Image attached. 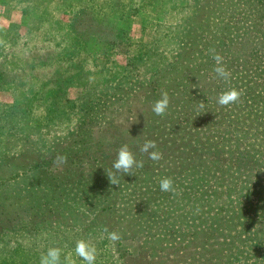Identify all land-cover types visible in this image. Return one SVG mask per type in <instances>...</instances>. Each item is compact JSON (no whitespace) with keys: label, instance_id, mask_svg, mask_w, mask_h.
Instances as JSON below:
<instances>
[{"label":"trees","instance_id":"1","mask_svg":"<svg viewBox=\"0 0 264 264\" xmlns=\"http://www.w3.org/2000/svg\"><path fill=\"white\" fill-rule=\"evenodd\" d=\"M183 9L167 57L157 55L141 74L128 63L131 71L124 82L88 88L73 114L76 125L53 135L42 145L44 154L31 157V174L43 177L39 190L24 197L25 211L49 213L45 207L55 196L69 208L71 219L111 211L112 222H101L100 229L122 238L131 227L130 237L137 234L131 254L145 257L142 264H178L201 257L197 248L205 249L197 264H264V0H185ZM91 12L83 8L69 17L70 23L39 17L35 29L47 28L42 41H57L41 49L47 51L44 57L66 64L77 58L85 40L75 21L88 16L99 23ZM118 37L111 47L126 42L133 48V41L118 42ZM212 49L224 57L231 72L227 81L213 71ZM40 61L32 68H42ZM232 88L241 92L239 101L219 105L218 96ZM162 91L170 103L161 117L152 106ZM201 101L203 109L198 108ZM146 140L155 141L154 150L163 154L160 161L140 152ZM125 144L144 161L143 168H133L134 175L113 168ZM59 156L67 162L57 163ZM9 163L2 160L0 165ZM107 173L115 175L118 185L110 184ZM165 177L174 181L175 193L160 190ZM178 179L185 180L183 187ZM1 194L9 200L8 191ZM116 196L124 200L120 208L112 201ZM161 203L174 214L167 224L156 218ZM3 216L1 210L0 230L16 232Z\"/></svg>","mask_w":264,"mask_h":264},{"label":"rangeland","instance_id":"2","mask_svg":"<svg viewBox=\"0 0 264 264\" xmlns=\"http://www.w3.org/2000/svg\"><path fill=\"white\" fill-rule=\"evenodd\" d=\"M184 3L185 0H0V162H12L0 165V188L4 190L0 192V211L4 210L3 222L15 224L17 229L14 233L0 230V264H40L41 254L49 247L62 250L61 264H66L64 258L69 253L75 264H86L74 251L80 239L95 245V264L145 261L137 251L131 254L137 236L130 237L131 227H126L128 237L122 236L114 243L100 229L101 222L107 225L112 222L111 211L108 216L89 211L88 218L71 219L66 216L71 214L69 208H64L55 196L45 207L49 213L35 214L32 210L28 214L24 197L31 198L30 193L39 190L43 177L39 173L32 175L28 165L36 153L44 154L42 145L49 138L76 125L73 114L88 88L124 82L131 71L128 63L141 74L154 62V57L162 52L168 56L166 47L172 44L170 38L184 14ZM64 8L71 13H63ZM83 8L91 14L93 10L99 23L88 16L76 19V30L84 37L81 41L85 40L81 42L82 53L67 64L57 63L59 59L55 57H44L47 51L41 49L52 48L57 41H42L47 40L43 37L47 28L39 25L35 29L38 18L45 15L70 23L69 17ZM115 36H119L118 42L130 39L133 48L128 49L126 42L111 47ZM40 60L44 62L42 68H32ZM67 67L69 80L64 73ZM177 182L183 187L185 180ZM5 191L10 194L9 200L2 199L1 193ZM112 201L116 202L115 208H120L124 200L116 196ZM28 204L34 207L37 202ZM156 207L161 214L156 218H165V224L174 218L168 205L161 203ZM14 208H20L19 212L13 211ZM204 251L197 248L201 257H186V261L178 264L202 262ZM164 252L168 254L170 250Z\"/></svg>","mask_w":264,"mask_h":264},{"label":"clouds","instance_id":"3","mask_svg":"<svg viewBox=\"0 0 264 264\" xmlns=\"http://www.w3.org/2000/svg\"><path fill=\"white\" fill-rule=\"evenodd\" d=\"M212 52V58L215 61V66L213 71L216 73V76L227 81L231 77L230 70L227 69L226 65L223 63L224 57L219 53H216L214 49L210 50ZM241 92L236 88L229 89L225 92H222L217 99V103L221 106H229L239 101ZM170 103L169 95L166 91H162L161 98L157 100L153 106L152 111L157 116H164L168 109ZM204 102L201 101L198 105L199 109L204 108ZM150 149H153L150 151ZM156 149V143L152 140H146L144 144L140 147V152L146 153L148 158L152 161H160L163 158V154ZM57 163H66V156L57 157ZM144 161L137 160L129 149L128 145H122L118 152L116 159L113 162V168L116 172H121L125 175H134L133 168H143ZM110 184L118 185V180L115 175L112 173H107ZM160 190L162 192L175 193L176 189L174 187V181L170 177L162 178L160 181ZM107 233V239L111 242L118 241L121 237L120 234L116 231H109L107 228L104 229ZM75 255L80 257L86 262V264H95L97 257V249L94 244L80 239L76 242L75 245ZM61 253L62 250L59 247H49L46 253L41 254L40 264H61ZM66 264H75V261L71 259V253L65 256L64 258Z\"/></svg>","mask_w":264,"mask_h":264}]
</instances>
